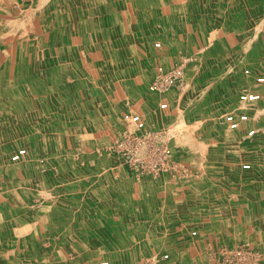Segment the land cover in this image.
Wrapping results in <instances>:
<instances>
[{
	"label": "rangeland",
	"instance_id": "obj_1",
	"mask_svg": "<svg viewBox=\"0 0 264 264\" xmlns=\"http://www.w3.org/2000/svg\"><path fill=\"white\" fill-rule=\"evenodd\" d=\"M75 1L88 14L78 30L84 46L71 51L74 75L62 62L37 74L38 170L23 168L26 181L8 189L1 184L16 176L0 173V264L21 250L28 264L95 261L107 249L82 220L98 218L118 220L100 224L128 252L118 264H264V0H106L116 3L107 12L102 0ZM0 2L18 18L31 0ZM110 17L113 54L94 23ZM176 69L177 84L152 90L156 76ZM249 94L258 99H240ZM176 123L184 124L178 134ZM10 134L17 140L27 128ZM141 136L137 161L138 150L119 143Z\"/></svg>",
	"mask_w": 264,
	"mask_h": 264
},
{
	"label": "bare ground",
	"instance_id": "obj_2",
	"mask_svg": "<svg viewBox=\"0 0 264 264\" xmlns=\"http://www.w3.org/2000/svg\"><path fill=\"white\" fill-rule=\"evenodd\" d=\"M102 1L104 2V5L108 4L106 6V10H104L105 12L110 11V10L111 11L115 10L116 3L114 5L113 2H107L106 0H102ZM75 3H77L75 0H31V5L29 7L24 8L19 14L18 18H13L14 16H12L11 19L8 18V19L0 20V28H1L0 38L4 39L6 43L4 46L6 47L5 53L7 54V67L9 68V62L14 61V64H15L14 75L17 77L9 81L6 100H3V96H1L2 102L4 101V103L0 104V143L1 142L9 143L7 147L5 145H2L0 147L1 152H2V154H0V173L1 174L14 173L16 176V179L12 182V184H9L8 186L5 184H1L2 187L4 186L7 189L9 186L13 187V185L22 184L26 181L22 177V175L20 178V174H21L20 172H22L23 168L30 167L33 169L32 171L38 170L39 155H38V152H37L38 150H37L35 143L39 142L40 138L43 137V134L37 131V129L40 126L39 120L36 119V114H32V112H34V109L36 108L35 105L42 101V98L39 97V91H38L40 87L38 88V86L36 85L37 76H38L37 74H43L48 71H52L56 69L58 70L59 67H57V65L59 66L61 62L63 63V69L68 68L71 62L73 61L72 54H74V52L71 54V51L73 49L76 50L79 48L78 42L82 45V47L84 46L83 44L84 34L82 32L85 31V25H86L85 21L87 20L86 17H87L88 11L79 10L84 5L76 9ZM100 4L103 5L102 3ZM238 5L239 4L235 3L234 6H238ZM61 7L65 8V10H59L61 9ZM104 7L102 6V9ZM55 8H57V10ZM99 10H100V7L98 8V11ZM175 10H178V8H175ZM91 13L93 14L94 11L92 10ZM61 18L62 20H60ZM73 19H77V21L79 20L78 28L75 25L77 24V22L72 23L71 26H67L70 24V22H73ZM113 19L111 17L106 20L100 18L94 21V23L96 22L98 23V25L103 27V29L101 30L99 28L96 34L98 36L100 35L101 39L103 38L102 43L104 44L105 47L108 48V52H111L112 54L115 50L114 47L117 46V42L112 41L113 39L112 30L110 28L107 29V26L104 28V25L110 24V22H112ZM70 30L72 31L73 34L70 32ZM78 30L82 31L80 32L81 34H79ZM71 36H75V38L71 39L70 38ZM59 41H60V45L57 47L58 45L57 42ZM107 41H109V44H106ZM110 57L111 58L109 59L115 60V57L113 58L111 54H110ZM71 58L72 60L70 61ZM41 67H46V70L42 69V71H40L39 68ZM74 70L71 68L70 69L68 68L66 69V71L64 70V72L66 75L67 74L74 75ZM48 73H51V72H48ZM111 75L106 76V78H111ZM182 76H183V71H182ZM80 77H81L80 75L76 77L75 81L80 82L81 81ZM48 95L49 94H47V97L44 99L45 102L47 103H48L47 101ZM63 100L64 102L62 103H67L68 100H70L69 102L71 103V99H68L67 95L65 96L63 94ZM25 111L26 113L24 114ZM49 115L50 113L48 112V116ZM183 125L182 123H176L175 125H173L172 129L174 133L178 134V132L182 130ZM19 127L21 128V130H24V131H26V128H27V134L22 136L24 137V139L22 137L21 138L19 137L17 140L11 139L15 137V136H9L11 135L10 134L11 131L17 130L19 129ZM25 144L27 145V147L25 146ZM13 145L14 147H16L15 151L19 149L18 152L11 150ZM28 158L30 159L29 161H28ZM33 163H35L36 166L33 165ZM7 195L9 197V194ZM52 206H53V203H52ZM96 214L98 215V217H100L98 209L96 210ZM0 216H2V214ZM102 221H104V223H106L107 225H112L114 220H112L111 218H108L107 220H102L101 218H98V220H92V219H89V220L85 219L84 221L82 220L83 222L82 230L91 231L92 234H94L99 239V242L101 241L99 245L98 243L96 244L97 246L101 248V251L107 249L105 254L103 251L101 253L97 252L96 253L97 255L96 254L94 255L95 259H93L94 257L89 258L95 261H90L88 264H103V263L104 264H118L119 263L118 260L120 258L128 257V252L120 249L119 243H115V241L111 240L113 239L112 238L113 236H111L112 235L111 233L106 235L107 231L103 230L102 226H100V224L103 223ZM115 221H118V220L116 219ZM90 222H92V224L94 225L88 226ZM122 237L124 236L122 235ZM21 258L22 259L20 260V262L22 264H28V263H24L23 257ZM6 260H7V256L3 257V263ZM11 262L12 264H14L15 258H11ZM51 263L53 262L51 261Z\"/></svg>",
	"mask_w": 264,
	"mask_h": 264
},
{
	"label": "built area",
	"instance_id": "obj_3",
	"mask_svg": "<svg viewBox=\"0 0 264 264\" xmlns=\"http://www.w3.org/2000/svg\"><path fill=\"white\" fill-rule=\"evenodd\" d=\"M182 78V72L180 69H176L174 71H172L171 73L169 74H161L159 76H156V80L155 82H153V85H152V90H163L162 86H167V85H174V84H177L178 81H176L177 79H181ZM240 99H242L244 102H254L258 99V96L257 95H244V96H240ZM233 116V115H232ZM232 116H226V120L228 122H233L234 119ZM241 120H245L246 119V116L245 115H240L239 116ZM127 119H129L130 121L134 122L135 124H137L140 128L143 127V122L140 120V118L138 116H127L126 117ZM227 122V123H228ZM253 134V131L249 132V135H252ZM128 141L130 142V144L128 145H125L124 143H119V148H122V149H125V148H132V150L135 148L137 149L138 151H135V154L132 155V152H131V157H135L136 156V159L137 161H139L140 158V149H139V146H141L142 144L145 143L146 141V137L143 138V136L141 137H134V138H129L128 137ZM167 150H163L162 153H165L167 154V152H165ZM141 156L144 158L145 155L144 154H141ZM130 157V158H131ZM144 166V165H143ZM167 259V257H165Z\"/></svg>",
	"mask_w": 264,
	"mask_h": 264
},
{
	"label": "crops",
	"instance_id": "obj_4",
	"mask_svg": "<svg viewBox=\"0 0 264 264\" xmlns=\"http://www.w3.org/2000/svg\"><path fill=\"white\" fill-rule=\"evenodd\" d=\"M183 1V0H182ZM127 3V2H126ZM183 3V2H182ZM3 4V3H2ZM4 5V4H3ZM3 5H2V7H3ZM31 5V2L29 3H26L25 4V7L24 8H26V7H29ZM131 5V4H130ZM0 8H1V2H0ZM175 8H178V10H181V8H182V5L180 4L178 7H177V5L176 6H174V10H175ZM9 11V10H8ZM22 11V10H21ZM21 11H20V13H21ZM3 12V10L1 11V9H0V20H2V16L5 18V19H8L9 18V16H10V12H6V10H4V12ZM12 16H14V14H12ZM9 19H11V17L9 18ZM1 29V28H0ZM3 42V43H2ZM0 43L2 44V45H5L6 43H5V40L4 39H1L0 38ZM6 58V59H5ZM5 58H4V56H3V54H2V52L0 51V97L1 96H3V100H6V97H7V93H8V91H7V88H8V84H9V81L10 80H13L16 76L14 75V70H15V64H14V61H12V62H9V68L7 67V54L5 53ZM8 70H10L12 73H11V76H10V78L8 77ZM17 78V77H16ZM133 80L134 79H130L127 83L128 84H131L132 82H133ZM3 84H4V87H3ZM133 86V85H132ZM131 87V86H130ZM148 94H146V96H147ZM146 96H144L145 98L144 99H146L147 100V106H148V108H150V109H152V110H154V113H155V111L157 110V108L155 107V106H153V104L152 103H154V101L152 102V98L151 97H146ZM1 99H2V97H1ZM155 104V103H154ZM145 106V105H144ZM146 111V110H145ZM150 112V111H149ZM150 114H151V112H150ZM256 115H258V113H257V110H256V112H255V118H257L256 117ZM151 118H153V120H158L159 118H160V116L157 118L156 117V114L154 115V114H151ZM212 172L213 173H218L217 171H216V168L214 167V168H212ZM98 181V180H97ZM94 182H95V180H94ZM1 184V183H0ZM21 253H23V251H20V254H18V255H16L15 257H13V258H15V263L14 264H22L21 262H20V260L22 259L21 257H23L24 255L23 254H21ZM2 264H12V262H11V260H6L4 263H3V261H2Z\"/></svg>",
	"mask_w": 264,
	"mask_h": 264
}]
</instances>
